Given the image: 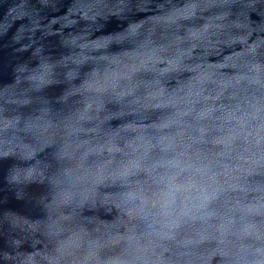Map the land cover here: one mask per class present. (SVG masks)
Wrapping results in <instances>:
<instances>
[{
    "label": "clouds",
    "instance_id": "obj_1",
    "mask_svg": "<svg viewBox=\"0 0 264 264\" xmlns=\"http://www.w3.org/2000/svg\"><path fill=\"white\" fill-rule=\"evenodd\" d=\"M0 264H264V0H0Z\"/></svg>",
    "mask_w": 264,
    "mask_h": 264
},
{
    "label": "water",
    "instance_id": "obj_2",
    "mask_svg": "<svg viewBox=\"0 0 264 264\" xmlns=\"http://www.w3.org/2000/svg\"><path fill=\"white\" fill-rule=\"evenodd\" d=\"M12 206H13V207H17V208H19V205H16L15 203H13Z\"/></svg>",
    "mask_w": 264,
    "mask_h": 264
}]
</instances>
